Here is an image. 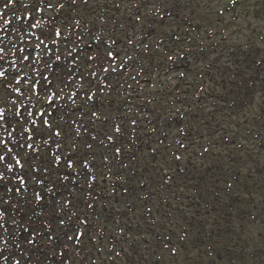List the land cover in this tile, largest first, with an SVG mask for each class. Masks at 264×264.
Instances as JSON below:
<instances>
[{"label": "rangeland", "instance_id": "1", "mask_svg": "<svg viewBox=\"0 0 264 264\" xmlns=\"http://www.w3.org/2000/svg\"><path fill=\"white\" fill-rule=\"evenodd\" d=\"M110 1L113 3L108 4L111 8H108L106 13V10H104L105 4L107 5L106 0H90L88 4H83L85 1L78 0L77 6L79 9L76 8L74 2L66 5L62 13L63 16H67L64 30L67 32L69 25H71L70 34L73 36V41L68 40L67 43L68 45L76 43V47L80 49L79 60L76 66H72L70 63L74 58L67 55L68 62H64L65 58L60 62V72H57L56 69L52 74L51 78L54 81L51 85L55 86L59 93L67 91L68 87L76 82L78 78L84 81L83 90H94L98 85L100 86V77L107 75L102 70V65H105L108 58L105 48L106 41L93 42V34L98 31L105 32L104 36L111 35L114 38H122L123 35L127 37L129 31L134 33L138 29L144 31L146 44L151 42L153 44L145 45V48L139 51L136 50V45L131 46L128 44L126 53L119 48L117 49L119 53H125L129 60L133 59L132 62L139 60L145 66L143 67V75L138 76L139 83L132 84L134 89L129 91V94L132 95V102H129L128 110L122 108L123 102H121L120 94L116 93V90L122 93V88L116 86L120 81L114 82L113 79L116 80L115 75L109 73L107 86L99 87L95 98L87 99V91L85 97L82 94L79 95V110L68 121H66L68 119L65 113L66 109L57 110L59 108L58 104L54 114L51 115L54 104H50L44 115L39 116L40 124L38 126H43V129H39V132L43 130L49 137L54 139L56 143L53 142V147H48L43 143L38 145V137L30 141L19 137L20 141L14 143L16 150L11 152V160L15 161V154L22 158L25 164L24 172L30 186L40 189L44 197L39 204L33 203L30 199V192L28 193V195L30 194L28 199L24 200L25 202L18 201L17 204H21L24 209L31 204L39 206L47 203V207L51 206L44 210L34 208L38 212L42 211V215L45 216L44 221H47L51 227L48 230L47 228L38 227L41 221L31 216L29 211L33 208L26 210V216L23 217V222H26L25 225L32 227V232L37 229L41 232L40 235L33 237L32 232L28 229L26 232L28 235L23 238L24 252L18 253L11 250L15 254V259L19 261H24V255H27L29 258L26 257V264H30V259H32L31 264H94V258L98 261L97 264H129L128 261L133 256L134 249L127 246L126 243L120 245V242H125V237L119 235V230L121 228L126 230V224L133 221L136 235L144 232L151 233L146 220L143 219L146 217L145 208L147 205L145 200L142 199L145 191L142 183L145 182L147 185L150 181L152 189L162 185L167 187L164 180L158 176L156 168L152 169V166L155 165L152 151L154 150L155 153L163 151L164 154L161 156H167L168 160L159 164H162L168 170L172 168L177 170L178 166L171 161L170 155L172 152L187 155V151L180 147L181 141L189 145L191 141L195 140L194 142H198L197 146L206 145L210 141L209 139L203 141V135L208 134L206 127L211 117L209 110L215 109L214 107L222 109L224 105L231 103L232 87L227 82H230L233 77L242 81L245 75L248 78L264 76V0H147L138 10H136V7L135 10L131 8L133 6L131 2H126L124 6L121 5L118 8L116 3H120L119 0ZM59 2L60 0L55 1V3ZM157 7L160 8L159 14L157 13ZM136 11H139L143 18L142 24L139 25L140 28L134 24ZM48 14H56V11H48ZM77 15H79L78 18L81 21L79 29L74 28L76 27ZM130 25H134V27L129 30L126 27ZM122 28L124 31H121ZM80 38L82 44L79 47ZM205 46H207V59L204 58L202 51ZM178 47L182 48V52L188 54L187 58L190 61L178 57ZM172 49H175L174 52ZM132 52L134 56L130 57L129 54H132ZM94 53L97 56L90 60L89 57L93 58ZM137 53H139L138 56H136ZM175 58L179 59L175 61ZM168 60L170 63H167ZM74 62H76V59ZM244 62L253 64L252 71L245 73L240 71L239 65L243 63L244 68ZM228 64H231V68L226 67ZM172 65L178 66L179 70H175ZM94 69L96 70L94 71ZM18 74L20 72L0 80V96L3 97L5 102H8L10 98L18 97L12 89L6 87L7 83H13ZM92 74H96V78ZM252 80L247 79L243 92L239 91V86L234 90L238 109L226 110L235 114L234 119L229 117L228 123L223 124L227 128L230 126L235 130L233 136H237L236 130L239 129L236 122L246 117H248L247 120H251L260 114L258 109L263 108L264 81H256L258 90L255 92L254 88L249 86ZM44 81L46 82V80ZM44 81L42 86L46 88L47 82ZM205 83H207V86ZM22 84L25 85L24 81ZM29 90L31 91L32 88ZM47 95L49 94H44V97ZM240 96H242L241 102H239ZM57 97L54 99L56 103H58ZM245 100H248V103ZM45 101L46 99L41 101V109L44 111L45 105H47ZM246 106L247 111L245 112L244 108ZM253 107H255L254 112L257 115L251 114ZM94 113L98 115L94 116ZM179 113L186 114V116L183 118ZM224 116V112H220V115L217 116L219 120L212 122L214 136L212 143L214 147L225 135H220L216 127L217 124H222ZM48 117H51V120L48 121L53 125L52 128H47L44 125V120ZM116 117H120L116 121L119 128H117L114 121ZM20 120L15 114L10 123L11 127L24 128ZM258 123H261L263 127V123L255 119L250 126L243 125L240 128L244 140L247 139V142H249L250 137L254 139L255 143L259 142L256 138H253V135L244 133L245 129L258 128ZM34 126L37 127V124H34ZM54 129L59 130V136L53 133ZM192 129L197 132L194 133ZM200 130L202 131L199 132ZM184 131L187 132L186 135H183ZM0 139L7 141L4 151L0 153L1 155L8 152L6 146L13 143L12 138L9 136L4 138L0 135ZM261 139L263 141L264 137H261ZM141 140L145 141V155L140 152L138 147V142ZM29 142L38 146L29 149L26 146ZM88 143L93 144L91 151L95 152V169L100 181L96 182V189L93 190L94 193H92L90 199V192L84 187L83 183L76 184L75 169H68L65 166L69 152L74 154L77 152L78 156L81 157L80 160H86L89 152L87 149ZM192 143H190V146ZM57 144L62 145L58 146ZM114 144L116 145L112 147ZM252 144L254 145V143ZM121 145L126 157L120 160L121 165H119V159L118 156L114 155V149ZM2 146L0 145V147ZM23 146L24 149H22ZM57 149L60 161L56 160ZM60 149L62 150L60 151ZM237 153L238 155L241 154L240 151ZM261 157L264 158V155ZM112 158L114 160L113 166L110 165ZM246 163L249 164L250 160ZM146 165H149L151 171H145ZM181 165L185 167L186 163L183 162ZM241 165L246 168V164ZM252 166H254L253 162L247 165L245 171L252 173L253 170H250ZM112 167L113 170H111ZM27 168H29V173H26ZM31 169L35 171L32 172ZM108 172H114L118 175L125 174L122 176L121 181L113 178L118 185L116 189L112 183H109ZM65 176L68 177L67 180L63 179ZM36 180H43V182L48 180L50 185L45 186L42 184L38 187ZM51 185L54 187L52 192L48 191V189H51ZM106 187H108L107 192L96 193L98 189L102 190ZM125 191H127V194H124ZM66 201L67 203H65ZM89 204L92 207H89ZM160 206L161 203L157 198L155 209ZM162 206L165 207V205ZM113 209L121 211L120 214L125 212V217L122 214L121 220L118 216H114ZM258 214L262 218L264 211L262 213L260 211ZM130 217L137 221H134V219L129 221ZM59 218L66 219L65 226H58ZM123 218L127 221H123ZM223 218L224 224L230 225L226 214ZM105 220L109 222L108 232L104 231ZM81 221H87L92 226L88 227ZM95 223H98V225H95ZM118 223H121L120 227H116ZM76 229L83 233L81 239L79 241L68 240L67 237L73 235ZM208 231L210 229L206 230L204 226L201 227L199 235H202V240H206L207 243L202 246L196 243L198 246L197 253L202 252V248L205 253L209 252V244L216 248L217 254L222 251L227 253L233 249V241L238 240L242 233L241 228H235L227 232L224 230L221 237H210L211 240H208L206 238ZM243 234L246 233L243 232ZM49 235H52L54 239L49 241ZM114 236L118 242L113 248V252L116 254L122 253L124 256H117L114 253V259L111 260L110 240ZM102 237H104V246H100ZM30 238L34 239L33 244L27 242ZM93 239H96V244ZM257 241L253 238L248 243V247L253 248ZM78 242L82 246L81 253L77 252L76 244ZM228 244L230 247H226ZM121 246H123L124 251ZM85 249L90 250L91 253H87ZM20 250L22 251L21 248ZM181 254L184 255V251ZM165 255L168 260L167 264H170L172 260L175 261V259H169L168 253H165ZM232 257L236 264L246 260L235 253ZM106 258L108 259L107 262L105 261ZM154 259L156 260V258ZM207 260L211 261L209 264L213 262V258ZM150 261L149 258V260L138 261V263L149 264ZM11 262L13 264L14 259ZM179 264H182L181 261H179Z\"/></svg>", "mask_w": 264, "mask_h": 264}, {"label": "snow or ice", "instance_id": "2", "mask_svg": "<svg viewBox=\"0 0 264 264\" xmlns=\"http://www.w3.org/2000/svg\"><path fill=\"white\" fill-rule=\"evenodd\" d=\"M11 2H12V0H9V3H11ZM49 7H51V5H49ZM33 27H35V25H33ZM55 34H56L57 36L61 35V33H60L59 31H57ZM2 52H3V49L0 48V53H2ZM106 56H107L108 58H113V57H114V53H113L110 49H106ZM24 59L27 60L28 57L25 56ZM57 59H59V57H57ZM89 59L91 60L92 57H89ZM103 70H104L105 72L109 71V69H108L107 67H105ZM113 71H115V69H113ZM4 75H5L4 71H0V77H3ZM45 79H47V77H45ZM18 82H19V81H18ZM17 91L19 92V89H17ZM32 91H33L34 93L36 92V85H35V83H33V85H32ZM89 99H91V97H89ZM48 103H49V104H52V103H53V97H52V96H49V97H48ZM19 114H20L19 111H17L16 115H19ZM29 115H31V113H29ZM40 115L43 116L44 113H40ZM0 122H5V118H4V109H3V108H0ZM33 123H35V121H33ZM44 124H45V125H48V121H47L46 119L44 120ZM0 127H3V123H0ZM11 134H12L11 132L8 133L9 136H11ZM55 135L59 136L60 133H59V132H56ZM31 139H32V137L29 136V137H28V140H31ZM109 139H110V138H109ZM6 143H7V141H5V140H3V139H0V145L6 144ZM45 143H47V141H45ZM26 146H27V148H29V149H31V148L33 147V145H32L31 143H27ZM89 147H90V146H89ZM8 151H12V149H8ZM117 152H119V149H117ZM4 160H5V156H4V155H0V162H3ZM56 160L59 161V160H60V157H59V156H56ZM15 163H16V165H18V166H20V167H23L21 161H20L18 158L15 160ZM79 163H80L81 167L84 168V169H87V168L89 167V164H88V161H87V160H80ZM65 166H66L68 169H72V168H74L76 165L74 164L73 160L68 159V160L65 162ZM8 169H9V171H11L12 166L9 165V166H8ZM45 171H47V170H45ZM2 179H3V175L0 174V180H2ZM19 179H20L21 187H17V188L15 189L16 193H18V194L21 193V188H22V187L24 186V184H25V181L23 180V178H19ZM63 179L67 180L68 177L65 176V177H63ZM43 183H44L43 180H36V184H37V185H42ZM8 191L11 192L12 189H8ZM48 191L52 192V191H54V189H48ZM43 199H44V197L41 195L40 191H35V192H34V200H33V203L39 204ZM65 203H67V201H66ZM89 207H92V205L89 204ZM29 211L32 213V216H33V217H35V216L38 215V214L36 213V211H35L34 208H33V209H29ZM2 215H3V214L0 213V216H2ZM81 222H82V223H87V221H81ZM41 223L44 224V227H45V228H48V227H49V224H48L47 221H42ZM65 225H66V219H64V218H59V219H58V226L63 227V226H65ZM3 228H4V225H3L2 223H0V229H3ZM23 231H28V228H27V227L24 228ZM40 234H41V233H40L39 230L37 229L36 231H34V232L32 233V236L34 237V236H36V235H40ZM82 236H83V233L80 232L79 229H76L75 232H74V234H73V235H69V236L67 237V239H68V240H73V241H79V240L81 239ZM53 239H54V237H53L52 235H49V236H48V240H49V241H51V240H53ZM27 242H28L29 244H33V243H34V239H31V238H30ZM0 244H5V245L7 244V241H5V240L3 239V236H0ZM17 246H18V245H17ZM0 258H2V259H7V257H0ZM14 264H20V261H19V260H15V261H14Z\"/></svg>", "mask_w": 264, "mask_h": 264}, {"label": "trees", "instance_id": "3", "mask_svg": "<svg viewBox=\"0 0 264 264\" xmlns=\"http://www.w3.org/2000/svg\"><path fill=\"white\" fill-rule=\"evenodd\" d=\"M239 177L237 176V178L235 179L236 181H237V179H238ZM243 180V176L239 179V181H242ZM259 183V184H258ZM258 183H256L255 185H254V187H256V192L257 193H259L263 198V201L261 202V205L262 206H264V179H260V181L258 182ZM226 184V183H225ZM245 187H247V189L249 188V186H245ZM240 189L243 191L245 188L243 187V186H240ZM245 195H248V194H245ZM253 207H256V208H259L257 205H256V203H255V206H252V208ZM214 215H212V214H210L209 215V218H208V225H207V227H209V228H212V229H214L215 227H217L218 225H214L215 224V221H214ZM257 221V220H256ZM257 223H259L258 221H257ZM257 223H253V224H257ZM262 224L264 225V220H262ZM225 228H222L221 227V225L220 226H218V231H222V230H224ZM213 232H216V230L214 229L213 230ZM256 233V232H255ZM254 233V236L255 237H262V233H259V234H255ZM259 235V236H258ZM236 246H240V242H238L237 243V245ZM225 254H229V253H225ZM224 258H225V256H224ZM255 260L256 259V256H255V254H253L252 255V257H249L248 258V260ZM248 260L245 262V264H249L248 263Z\"/></svg>", "mask_w": 264, "mask_h": 264}]
</instances>
